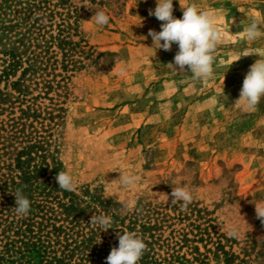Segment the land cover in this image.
Masks as SVG:
<instances>
[{
	"label": "rangeland",
	"instance_id": "obj_1",
	"mask_svg": "<svg viewBox=\"0 0 264 264\" xmlns=\"http://www.w3.org/2000/svg\"><path fill=\"white\" fill-rule=\"evenodd\" d=\"M48 2L56 24L65 19L76 28L71 41L81 43L84 54L75 55L77 69L48 70L46 94L29 91L37 99L34 124L44 138L47 166L39 181L61 190L55 177L70 171L79 180L77 200L92 215L113 217V227L103 231L107 237L120 221L127 225L139 215L137 229L149 222L146 235L176 241L186 233L202 255L197 262L184 247L188 264H264V224L254 205L264 201V98L252 112L234 105L260 57L232 64L249 48L264 55V38L249 42L241 32L252 18H264V0H173L176 18L193 2L222 14L229 40L218 47V67L206 82L168 66L176 44L171 51L153 45L148 32L160 31L162 23L149 16L156 0ZM99 10L110 15L107 26L91 21ZM122 67L125 75L119 74ZM7 116L0 113V119ZM121 172L139 176L135 190L120 185ZM181 185L194 194L186 211L162 194L170 196ZM132 198L135 208L124 211ZM229 223L238 227L239 239L227 235Z\"/></svg>",
	"mask_w": 264,
	"mask_h": 264
},
{
	"label": "trees",
	"instance_id": "obj_2",
	"mask_svg": "<svg viewBox=\"0 0 264 264\" xmlns=\"http://www.w3.org/2000/svg\"><path fill=\"white\" fill-rule=\"evenodd\" d=\"M55 14L48 0H0V113L8 112L0 119V264H105L111 249L118 247L117 234L126 231L137 232L147 244L138 264H188L184 247L201 263L202 255L186 233L176 241L161 233L146 235L149 222L137 229L136 215L127 225L120 221L107 237L89 223L87 203L39 181L47 165L44 138L34 124L37 99L29 91L40 88L46 94L48 70L77 69L75 55L84 54L81 43L71 41L76 28L65 19L56 24ZM17 189L31 201L24 218L14 212Z\"/></svg>",
	"mask_w": 264,
	"mask_h": 264
},
{
	"label": "clouds",
	"instance_id": "obj_3",
	"mask_svg": "<svg viewBox=\"0 0 264 264\" xmlns=\"http://www.w3.org/2000/svg\"><path fill=\"white\" fill-rule=\"evenodd\" d=\"M81 6L88 7L86 4ZM90 9V8H89ZM91 10V9H90ZM182 18L173 15V0H156L154 10H149V16H154L161 21L160 31L150 29L148 36L152 38L153 45H158V49L171 51L173 44L178 46V51L173 62L168 66L177 74H187L190 72L195 79L206 82L214 78V73L218 67L216 62V51L218 47L229 40L228 31L224 26L222 14L212 9H202L199 4L193 2L182 8ZM110 15L103 10L94 11L91 21L99 27L107 26L110 23ZM88 22V21H85ZM243 38L249 42H255L264 38V18L254 17L246 24H243ZM163 42V43H161ZM252 54L260 58L249 68L242 87L239 98L234 105H238L241 111H256L264 98V55L259 49H246L239 58ZM231 64V65H232ZM127 68L122 67L120 75H125ZM119 178L120 185L124 189L135 190L139 183V176L131 172H121ZM59 188L69 192H76L79 188V180L70 171H60L55 177ZM169 198L171 203H181V210L186 211L188 206L194 201L193 190L187 185L172 187L169 194L162 193ZM15 197L14 212L18 218L27 217L31 209V201L23 194L21 189H17L13 194ZM256 218L264 224V201L254 204ZM136 206V199H129L123 204V210L132 211ZM93 226H98L101 231L107 232L113 227V217L101 213L92 215L89 222ZM118 247H113L106 258L105 264H138L147 244L137 232L118 233ZM227 235L233 238H240V231L235 224L229 223ZM101 243V240L98 242Z\"/></svg>",
	"mask_w": 264,
	"mask_h": 264
}]
</instances>
